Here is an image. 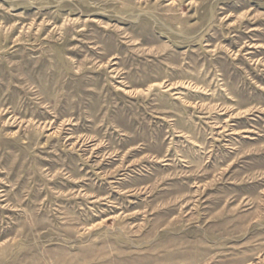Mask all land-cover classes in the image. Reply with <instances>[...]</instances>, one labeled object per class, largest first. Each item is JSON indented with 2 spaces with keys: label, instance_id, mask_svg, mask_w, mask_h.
<instances>
[{
  "label": "rangeland",
  "instance_id": "1",
  "mask_svg": "<svg viewBox=\"0 0 264 264\" xmlns=\"http://www.w3.org/2000/svg\"><path fill=\"white\" fill-rule=\"evenodd\" d=\"M0 264H264V0H0Z\"/></svg>",
  "mask_w": 264,
  "mask_h": 264
}]
</instances>
